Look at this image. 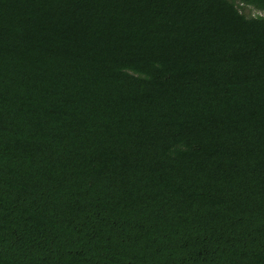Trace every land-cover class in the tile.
I'll return each instance as SVG.
<instances>
[{"label":"trees","instance_id":"trees-1","mask_svg":"<svg viewBox=\"0 0 264 264\" xmlns=\"http://www.w3.org/2000/svg\"><path fill=\"white\" fill-rule=\"evenodd\" d=\"M0 0V264H264V0Z\"/></svg>","mask_w":264,"mask_h":264},{"label":"rangeland","instance_id":"rangeland-1","mask_svg":"<svg viewBox=\"0 0 264 264\" xmlns=\"http://www.w3.org/2000/svg\"><path fill=\"white\" fill-rule=\"evenodd\" d=\"M236 4L239 6L241 11L245 13L247 16H256L258 14H263V11L260 9L252 6V5H247L243 3L241 0H234Z\"/></svg>","mask_w":264,"mask_h":264}]
</instances>
